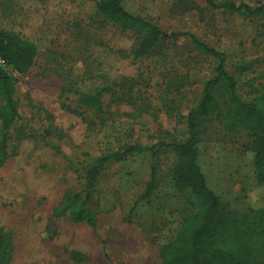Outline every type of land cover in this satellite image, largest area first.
<instances>
[{
	"label": "rangeland",
	"instance_id": "obj_1",
	"mask_svg": "<svg viewBox=\"0 0 264 264\" xmlns=\"http://www.w3.org/2000/svg\"><path fill=\"white\" fill-rule=\"evenodd\" d=\"M125 6L164 32L192 34L224 53L242 99H254L264 86V18L210 11L205 0H126ZM0 28L32 41L38 53L25 74L0 65L18 102L0 167L6 264H161L160 247L195 209L191 197L173 191L170 153L106 164L91 203L95 228L52 211L66 191H83L85 168L101 153L184 140L187 114L213 77V59L185 37L165 43L158 55L134 58L137 36L108 23L91 0H0ZM101 85L110 91L98 112L78 106L74 93H61L64 86ZM220 95L219 109L203 124L198 164L215 194L241 214L248 199L264 205V196L256 198L264 187L256 183L248 132L224 129ZM152 164L158 185L151 205L132 211Z\"/></svg>",
	"mask_w": 264,
	"mask_h": 264
},
{
	"label": "trees",
	"instance_id": "obj_2",
	"mask_svg": "<svg viewBox=\"0 0 264 264\" xmlns=\"http://www.w3.org/2000/svg\"><path fill=\"white\" fill-rule=\"evenodd\" d=\"M126 0H91L97 12L108 23L122 31H131L137 43L130 54L134 58L158 55L167 42L179 37L189 39L200 53L213 59V77L205 81L196 104L186 117L187 136L182 141L158 140L151 147L128 145L116 151L101 153L84 171V189L77 193L66 191L52 216L65 214L73 223H86L95 228L96 219L91 203L98 185L99 171L110 162L148 153H170L175 161L171 167L173 191L194 200V211L183 216L176 234L159 250L161 264H264V205L248 199L247 211L239 214L222 201L209 187L198 164V144L204 131V122L220 106L217 93L223 97L222 121L229 132L245 130L249 134L248 150L253 154L256 183L264 187V86L257 97L246 101L237 92V81L225 68V54L192 34L164 32L155 23L128 11ZM210 11L234 13L248 18H264V4L250 5L234 0H205ZM37 46L15 31L0 28V59L4 67L18 74L27 73L37 57ZM175 88V87H173ZM110 91L101 85L91 91L62 87L61 93H74L81 107L102 109V98ZM0 167L8 157L10 128L18 118L16 88L9 75L0 68ZM158 185V169L152 164L150 180L136 198L132 211L151 205V196ZM264 191L256 197L261 200ZM9 237L0 231V264H6Z\"/></svg>",
	"mask_w": 264,
	"mask_h": 264
},
{
	"label": "built area",
	"instance_id": "obj_3",
	"mask_svg": "<svg viewBox=\"0 0 264 264\" xmlns=\"http://www.w3.org/2000/svg\"><path fill=\"white\" fill-rule=\"evenodd\" d=\"M0 65L4 67L3 61L0 59Z\"/></svg>",
	"mask_w": 264,
	"mask_h": 264
}]
</instances>
